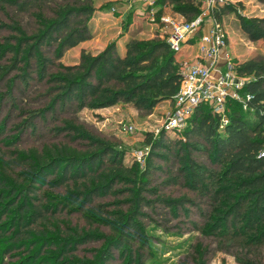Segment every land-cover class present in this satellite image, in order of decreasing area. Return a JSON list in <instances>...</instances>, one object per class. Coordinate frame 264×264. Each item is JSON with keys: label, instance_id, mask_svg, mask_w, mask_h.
I'll return each mask as SVG.
<instances>
[{"label": "rangeland", "instance_id": "rangeland-1", "mask_svg": "<svg viewBox=\"0 0 264 264\" xmlns=\"http://www.w3.org/2000/svg\"><path fill=\"white\" fill-rule=\"evenodd\" d=\"M226 2L240 3L237 7L242 15L264 17L263 0ZM159 6L161 14L156 15ZM66 8L78 9L69 16L68 25L70 29L86 28V40L73 48H65L60 57L56 56V43L43 45L41 50L50 60L48 74L43 78L38 75L34 60L30 61L28 76L24 80L15 78L20 73L19 69H11L6 74L0 69V167L7 162V172L11 173L8 175L5 171L1 176L4 179L5 175L11 177L14 179L12 183L23 185L17 174L27 168L23 161L25 154L48 156L59 152L83 157L90 156L98 144L106 143L122 154V166L136 171L137 179L135 183L133 180L113 182L106 194L92 196L80 210L53 208L50 224L65 230L64 237L92 235L80 242L72 241L65 262L59 261L58 264L75 261L92 264L98 259L99 251L108 247L113 256L108 264H128V253L111 244L115 236L109 229L110 224L95 217L116 221V215L121 218V215H128L133 210L140 213L137 219L147 239L143 248H139L137 239L131 245L134 257L141 264H264V244L252 245L246 243V238L223 237L210 231L209 225L216 209L211 193L194 191L185 185L178 159L171 152L167 154L161 150L169 155L167 158L151 153H160V150L153 149L147 139L153 142L164 133L170 147L174 143L188 141L195 146L188 149L193 161L210 171H219V164L213 162L212 152L204 141L197 135L186 137L184 132L191 122L188 121L179 131L167 128V117L174 108L173 101L158 104L151 110L136 109L131 103L123 101L107 107L91 106L89 100L84 104L77 101L57 102L51 108L57 90L50 75L64 66L80 64L82 55L102 56L104 61L99 69L111 73L107 85L112 89H129L135 76L140 75L149 64L145 46L141 45L168 43L170 28L161 26L159 17L169 15L181 20V16L168 3L155 5L152 9L129 3L128 0H0V26L3 25L0 27V43L15 45L17 41L14 38L21 37L20 32L26 37L38 35L44 29L43 24L59 18ZM221 20L228 34L226 49L235 61L249 56L264 58V42L244 37L234 13L224 12ZM11 27H17L20 32ZM197 50L198 41L182 45L180 53L175 52L177 70L182 67V62L193 60ZM158 53L157 61L161 63L164 57L158 56ZM10 57L11 54L4 56L0 67L9 66ZM18 65L20 68L21 63ZM240 106L244 112L246 107L243 103ZM103 161L101 169L111 164L107 158ZM59 172L50 175L47 179L49 183L38 192V195L44 193L49 197L47 202L79 187L72 181L52 185ZM143 181L147 184H142ZM86 186L79 187V191L85 190ZM137 199L141 201L139 208ZM162 199L186 201L173 212V207ZM87 212L93 214L89 219L84 216ZM35 228L44 232L46 237H62L58 232H47L45 226ZM49 244L38 242L32 246V250L39 251L40 247L42 251L35 261L31 259L28 264H56L59 242L54 244L51 241ZM25 253L15 251L8 254L0 240V264H23Z\"/></svg>", "mask_w": 264, "mask_h": 264}, {"label": "trees", "instance_id": "trees-1", "mask_svg": "<svg viewBox=\"0 0 264 264\" xmlns=\"http://www.w3.org/2000/svg\"><path fill=\"white\" fill-rule=\"evenodd\" d=\"M194 1L155 0V5L171 4L174 12L190 20L199 11ZM237 6H240V3L224 4L216 14L217 18L220 19L224 12L234 13L244 37L264 42V17L242 15ZM74 11L78 9L66 8L63 15L48 24H43L44 29L33 37H26L17 27H11L19 31L21 37L14 38L17 41L15 45L0 43V60L11 54L10 65L0 67L1 72L6 74L11 69H19L20 73L15 75V78L24 80L28 76L30 61L34 60L38 75L40 78L45 77L48 74L50 60L41 50L43 45L56 43V56L60 57L65 48H73L86 40L88 32L86 28L82 30L69 28L68 19ZM87 12L90 13V10ZM158 14H161L160 6L157 8L156 15ZM161 26L164 25L161 23ZM141 46H145L144 49L150 58L149 64L143 69L144 72L135 76L129 89H112L107 85L111 73L99 69L104 61L102 56L82 55L80 64L64 66L50 75V80L55 83L57 90L51 108L57 102L77 101L84 104L89 100L91 106L107 107L123 101L131 103L136 109L151 110L158 104L172 101L179 89L181 78L175 63L176 53L170 49L166 41ZM157 53L158 56L164 57L161 63L157 61ZM235 63L238 72L250 78L241 91L243 95H250L243 103L246 110L242 111L240 102L227 99L226 106L232 107L230 110L227 109L228 122L220 129V117L214 115L208 106L200 105L188 120L191 124L184 132L186 137L197 135L204 141L209 152H212L213 162L219 164V171H210L193 161L188 149L195 146L188 141L178 142V146L175 147L177 144L174 143L170 147L164 139V133L153 142L150 138L147 141L153 149L160 150V153L151 151L153 155L167 158L169 155L161 152L164 150L167 154L171 152L178 159L180 172L189 189L211 193V200L216 206L215 216L209 225L212 233L221 234L223 237L246 238V243L259 245L264 244V58L249 56ZM104 158L111 164L101 169ZM23 161L27 168L17 174L22 180L20 184L23 185L17 184L18 182L12 183L14 179L6 175V179L2 178V172L8 171L7 162L0 167V240L8 254L15 251L26 252L23 264H28L31 259L35 261V258L40 256L39 252L42 251L40 247L39 251L32 250V246L38 242L46 243L47 246L51 241L54 244L59 242V254L55 257L58 264L59 261L65 262L72 241L80 242L92 236L76 234V237H64L65 230L58 225L53 227L50 224L53 208L80 210L82 204L89 202L92 196L106 194L113 182L133 180L135 183L137 179L136 171L122 166V154L106 143L98 144L90 156L75 157L59 152L43 156L37 153L34 156L25 154ZM58 170L60 172L51 182L52 185L58 186L72 181L79 184L80 188L87 186L83 191L75 187V190H69L66 195L47 202L49 197L44 193L38 195V192L43 185L49 183L48 177ZM9 173L6 174L10 175ZM80 180H83V183H80ZM142 184L146 185L147 181H143ZM138 199L137 208L141 204ZM162 201L170 204L173 207L172 211L175 212L186 200L162 199ZM139 214L133 210L128 215H121V218L116 215V221L95 217L105 224H110L109 229L115 236L111 244L119 251L128 253V264H141L133 255L131 248L133 242L137 239L140 243L139 248H143L147 241L137 219ZM92 215L90 212L84 213L87 219ZM38 225L45 226L49 233L62 234L63 238L48 235L46 237L44 232L35 228ZM110 250L108 247L99 251L98 259L92 261V264H108L113 259ZM72 264L78 263L75 261Z\"/></svg>", "mask_w": 264, "mask_h": 264}, {"label": "built area", "instance_id": "built-area-1", "mask_svg": "<svg viewBox=\"0 0 264 264\" xmlns=\"http://www.w3.org/2000/svg\"><path fill=\"white\" fill-rule=\"evenodd\" d=\"M128 1L144 8H155V0ZM194 3L199 11L190 20L181 15V20L169 15L159 17V22L170 28L168 44L172 51L180 53L182 45L191 44V40L198 41L196 56L182 62L179 69L180 85L173 97L174 108L166 125L172 131L184 128L200 105L208 106L220 117V128L223 129L228 122L227 99L244 103L250 98L241 93L250 78L238 72L235 60L226 49L227 31L221 18L216 16L226 0H195Z\"/></svg>", "mask_w": 264, "mask_h": 264}, {"label": "crops", "instance_id": "crops-1", "mask_svg": "<svg viewBox=\"0 0 264 264\" xmlns=\"http://www.w3.org/2000/svg\"><path fill=\"white\" fill-rule=\"evenodd\" d=\"M223 15V14H222ZM195 42V41H194ZM192 43V42H191ZM194 58V57H193Z\"/></svg>", "mask_w": 264, "mask_h": 264}]
</instances>
